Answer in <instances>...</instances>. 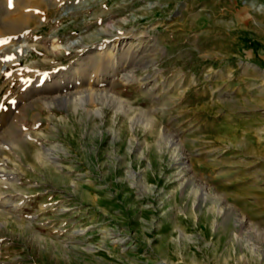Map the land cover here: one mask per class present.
Instances as JSON below:
<instances>
[{"label": "rangeland", "instance_id": "rangeland-1", "mask_svg": "<svg viewBox=\"0 0 264 264\" xmlns=\"http://www.w3.org/2000/svg\"><path fill=\"white\" fill-rule=\"evenodd\" d=\"M243 3L0 0V264H264Z\"/></svg>", "mask_w": 264, "mask_h": 264}, {"label": "bare ground", "instance_id": "bare-ground-1", "mask_svg": "<svg viewBox=\"0 0 264 264\" xmlns=\"http://www.w3.org/2000/svg\"><path fill=\"white\" fill-rule=\"evenodd\" d=\"M18 4V2H15V3H13L12 5H14V6H16ZM4 8V7H3ZM129 43V42H128ZM130 44V43H129ZM115 48H116V43H114L113 45H111V46H109V50H108V52H107V54L109 55V57L111 56V59H109V61L108 62H112V60L113 59H115V58H113L114 57V55H115ZM111 49V50H110ZM117 49H118V47H117ZM107 55V56H108ZM123 58V57H122ZM125 79H130L129 78V76H126L125 77ZM97 82V81H96ZM67 82H65V83H63V82H61V81H57V83H55L54 84V87H53V89H55V88H61V87H66L67 86ZM74 86H75V84H74ZM73 86V87H74ZM94 88H92V85H91V83H90V81L88 80V88L86 89V90H88V91H92ZM94 91V90H93ZM84 96V95H83ZM86 96H88V93H86ZM89 97V96H88ZM92 97V96H91ZM90 97V98H91ZM48 104V103H47ZM50 105V104H49ZM28 135V134H27ZM24 137L26 136V135H23ZM15 138H21L19 135L17 136H15ZM7 176L8 175H6V174H3L1 171H0V178H3L4 180L5 179H7ZM9 177V176H8Z\"/></svg>", "mask_w": 264, "mask_h": 264}, {"label": "crops", "instance_id": "crops-1", "mask_svg": "<svg viewBox=\"0 0 264 264\" xmlns=\"http://www.w3.org/2000/svg\"><path fill=\"white\" fill-rule=\"evenodd\" d=\"M242 3L245 5L246 8L249 9V11L253 10L255 15L264 14V0H242Z\"/></svg>", "mask_w": 264, "mask_h": 264}]
</instances>
